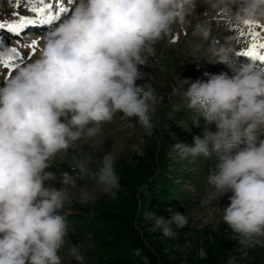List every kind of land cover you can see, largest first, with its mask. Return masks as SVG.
<instances>
[{"label": "clouds", "instance_id": "obj_1", "mask_svg": "<svg viewBox=\"0 0 264 264\" xmlns=\"http://www.w3.org/2000/svg\"><path fill=\"white\" fill-rule=\"evenodd\" d=\"M230 25L245 21L264 24V0H205ZM197 0H78L72 12L42 37L38 56L21 66L0 87V264H62L58 254L68 234L65 205L72 202L76 177L63 174L61 188L46 187L56 180L46 172L60 154L72 150L71 168L79 179L87 176L102 192L117 198L119 176L114 157L106 154L98 171L93 156L82 154L79 142L102 132L119 112L135 117L151 136L152 113L158 98L154 88L136 81L154 45L187 23ZM194 36H208L196 25ZM12 51L0 52V61ZM211 63H223L233 73L196 80L186 91L180 80L177 92L186 107L203 116L207 126L192 144L176 142L180 159L217 158L219 163L206 177L201 204L231 192L230 204L222 207V221L243 247L264 246V67L244 63L224 47L210 48ZM244 145L233 155L234 149ZM81 203H95L86 189ZM154 230L165 237L172 224L184 227L187 216L175 212L165 220L150 212ZM69 255L84 261L79 246ZM229 264L233 262L229 261Z\"/></svg>", "mask_w": 264, "mask_h": 264}, {"label": "rangeland", "instance_id": "obj_2", "mask_svg": "<svg viewBox=\"0 0 264 264\" xmlns=\"http://www.w3.org/2000/svg\"><path fill=\"white\" fill-rule=\"evenodd\" d=\"M46 2L52 3L51 11L61 16L52 25H29L19 35L0 29V52L13 46L18 50V54L12 52L8 69L3 63L8 59L0 61V87L19 66L38 56L42 35L67 18L78 0H66L63 6L68 13L57 12V0ZM31 7L28 0H0V22H12L19 15L35 18ZM186 19L187 23L174 25L173 31L154 45L155 52L147 64L139 66L145 75L136 84L151 85L158 98L152 113L153 134L149 136L135 117L124 118L117 112L99 135L79 142L82 154L93 156V172L98 171L103 157L112 153L119 176L117 198L103 193L102 186L87 176L79 179V172L71 168L72 150L58 155L45 169L56 176V180L45 181L46 187L59 190L64 173L77 178L70 191L72 202L64 208L68 234L66 246L58 253L62 264H81L69 255L71 246L80 247L82 264H264V246L243 247L221 219L231 192L201 204L206 177L219 160L203 156L180 159L173 151L176 142L192 144L193 137L202 135L206 126L216 130L215 124L207 125L203 116L187 109L186 101L176 91L180 80L188 81L182 88L186 91L196 80L206 82L205 73L233 75L227 65L209 62L210 48L224 47L240 62L258 67H264V62L239 55L250 46L252 29L230 25L205 0H197L196 10ZM198 24L207 30L206 39L193 35ZM241 30L245 32L243 37L239 35ZM256 30L264 33V28ZM33 39L38 41L35 48L31 47ZM260 138L264 139V134ZM243 147L238 146L232 154ZM82 189L96 197L94 204L80 202ZM150 212L165 220L179 212L187 216L188 223L184 227L172 224L174 235L168 238L154 230Z\"/></svg>", "mask_w": 264, "mask_h": 264}, {"label": "snow or ice", "instance_id": "obj_3", "mask_svg": "<svg viewBox=\"0 0 264 264\" xmlns=\"http://www.w3.org/2000/svg\"><path fill=\"white\" fill-rule=\"evenodd\" d=\"M28 2L32 5L31 11L35 13V18L19 15L18 19L12 22H0V29L6 28L8 32L19 35L22 30L29 25H36L38 23L52 25L54 21L61 19L60 15L54 14L51 11L54 8V5L52 3H47L46 0H28ZM65 2L66 0H57V4L55 5V7L58 13L69 12V9L63 6ZM37 4L39 6H36ZM244 26H246L248 29H252V31L250 32L252 42L250 46H248L246 50L241 51L239 55L248 57L254 61L259 60L261 62H264V33L256 30L257 27L264 28V25H258L257 23L251 21H245ZM239 35L243 37L245 35V32L241 30L239 32ZM37 43L38 41L33 39L31 41V47L35 48ZM11 51L18 54V50L15 46L11 48ZM12 59V57H9L8 60L3 61L6 69L11 67L9 62Z\"/></svg>", "mask_w": 264, "mask_h": 264}, {"label": "trees", "instance_id": "obj_4", "mask_svg": "<svg viewBox=\"0 0 264 264\" xmlns=\"http://www.w3.org/2000/svg\"><path fill=\"white\" fill-rule=\"evenodd\" d=\"M123 230L125 231V230H127V228L125 227ZM133 238H134V237H133ZM133 238H132V239H129L128 241H129V242L132 241Z\"/></svg>", "mask_w": 264, "mask_h": 264}]
</instances>
